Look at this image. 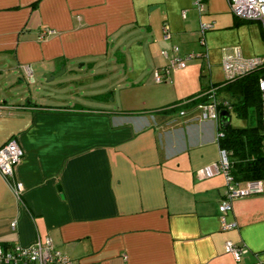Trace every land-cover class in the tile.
Instances as JSON below:
<instances>
[{
	"label": "crops",
	"instance_id": "obj_1",
	"mask_svg": "<svg viewBox=\"0 0 264 264\" xmlns=\"http://www.w3.org/2000/svg\"><path fill=\"white\" fill-rule=\"evenodd\" d=\"M192 1L0 0V146L23 148L19 194L0 173V245L48 235L71 264H264V190L232 198L224 229L226 176L195 174L219 159V120L163 109L198 90L176 92L186 65L153 79L173 44H202L201 21L231 17L227 0Z\"/></svg>",
	"mask_w": 264,
	"mask_h": 264
},
{
	"label": "built area",
	"instance_id": "obj_2",
	"mask_svg": "<svg viewBox=\"0 0 264 264\" xmlns=\"http://www.w3.org/2000/svg\"><path fill=\"white\" fill-rule=\"evenodd\" d=\"M206 0H193L192 4L196 10L201 13L204 11L206 5ZM229 4V9L238 19L245 20H258L261 24V29L264 37V0H227ZM184 13V11H183ZM214 25V21H201L199 24L200 41L203 43L202 36L208 28ZM54 29L48 26L42 28L38 37L40 39L45 38L47 34L53 33ZM170 32L167 31V26L163 27V37L168 38ZM172 54L168 63L164 66H158L153 71L154 81H162L168 78L170 67L182 68L188 61L194 59L195 57L207 58L208 54L203 51H188L182 55H179V46L174 44L171 47ZM163 56L168 57V52L166 49L160 50ZM224 55L220 61L222 66L224 77L228 81H232L238 76L244 75L249 71L258 68V88L260 89V112L262 125H264V55H255L253 57L244 56L241 52L239 46L233 47L230 51L226 50L223 52ZM26 70L29 72V68ZM201 95H206V100H199L196 102L195 108L198 110V118L202 119H213L218 121L219 118V105L223 103L224 105L230 106L228 100H218L216 96V87L210 86ZM198 97V95L196 96ZM189 99H184L181 105L188 102ZM181 115L185 113V107L181 108L179 111ZM223 131L217 130L215 139L219 140L222 137ZM219 159L216 161H211V163L200 166L195 174L198 178L211 177L215 173H223L226 176V184L222 201L218 205L220 212V221L224 229L230 228L235 225L233 222L225 221V214L228 209L231 208L232 198H237V196L249 195V193H261L264 190L262 179H248L240 184V181L235 180L233 175L230 174V161L229 152L222 146H219ZM23 155V148L19 145L17 139L9 138L0 146V173L12 184L15 194L20 193L21 186L13 180L14 167L16 163L20 161ZM15 221L12 222L14 226ZM225 251L232 253L236 260H239L241 254L245 251L242 245L235 244L230 239H226L224 243ZM36 263V264H71L72 260L68 255H65L60 249L52 244V239L50 236H45L43 239L37 238L30 244H13L4 248L0 245V264H26V263ZM253 264H263L261 261H255Z\"/></svg>",
	"mask_w": 264,
	"mask_h": 264
},
{
	"label": "trees",
	"instance_id": "obj_3",
	"mask_svg": "<svg viewBox=\"0 0 264 264\" xmlns=\"http://www.w3.org/2000/svg\"><path fill=\"white\" fill-rule=\"evenodd\" d=\"M242 20L245 19L240 20L236 18L234 24ZM207 30H205V32ZM205 32L202 39H204ZM203 52L207 53V49L203 50ZM208 58L209 55L205 59L206 64ZM259 71L258 68H255L252 71L244 73V75L232 79V81L223 79L218 82H212L196 90L195 93L174 100L169 103V105L163 107V109L170 111L180 110L183 106L195 104L199 100H206L207 96L201 94L210 86L216 87V95L220 92V89L226 90L231 97L233 95L235 99L232 100V102L228 101L230 106L220 103L218 106L219 110L224 107L227 108L229 112L230 108H232L235 114L241 117L250 116L252 120L250 125L243 127L232 126L230 123H228L226 127L218 126L219 129L223 131L222 137L218 138V144L220 147L224 146L229 152V161L231 163L229 172L233 175L234 179L238 181H247L248 179H262L264 181V125H262L260 112L261 100L260 89L258 88ZM197 95L198 97H196ZM184 99H189V103L181 105ZM250 107L253 109V113L249 112ZM2 246H4V248L8 247L4 244H2Z\"/></svg>",
	"mask_w": 264,
	"mask_h": 264
},
{
	"label": "rangeland",
	"instance_id": "obj_4",
	"mask_svg": "<svg viewBox=\"0 0 264 264\" xmlns=\"http://www.w3.org/2000/svg\"><path fill=\"white\" fill-rule=\"evenodd\" d=\"M230 19L224 24L216 22L212 29H208L205 32L203 44H193L189 51L196 52L198 50L207 49L209 55L207 64L204 58L195 57L192 61H189L185 68L173 69L171 72L172 80L176 82L177 91L180 92L181 84H193V86L184 87L183 90H190L189 88H201L205 87L212 82L225 79L220 61L224 55V51H230L233 47L239 46L244 56L253 57L255 55H264V39L261 32V24L258 20H242L241 22L234 24L236 17L230 11ZM206 21V20H205ZM198 42L200 37H196ZM177 76H173L174 74ZM176 79V80H175ZM192 81L194 83H192ZM195 88V89H196ZM192 90V89H191ZM222 92L226 90L220 89ZM182 93V92H181ZM228 94V93H227ZM183 97L186 94H179ZM230 95V94H229ZM219 96V95H218ZM232 100L235 97L232 95ZM232 102V101H231ZM249 112L253 113V109L250 107ZM230 124L232 126H246L250 125L252 118L250 116L241 117L235 114V111L230 109ZM264 184V183H263Z\"/></svg>",
	"mask_w": 264,
	"mask_h": 264
},
{
	"label": "water",
	"instance_id": "obj_5",
	"mask_svg": "<svg viewBox=\"0 0 264 264\" xmlns=\"http://www.w3.org/2000/svg\"><path fill=\"white\" fill-rule=\"evenodd\" d=\"M44 77L46 78L47 75H45ZM218 114H219L220 126L226 127V125L230 121V114H229L228 110L226 108H221V110L218 112Z\"/></svg>",
	"mask_w": 264,
	"mask_h": 264
},
{
	"label": "clouds",
	"instance_id": "obj_6",
	"mask_svg": "<svg viewBox=\"0 0 264 264\" xmlns=\"http://www.w3.org/2000/svg\"><path fill=\"white\" fill-rule=\"evenodd\" d=\"M223 108H224V107H223ZM226 109H227V108H226ZM220 110H221V109H220ZM220 110H219V111H220ZM219 111H218V112H219ZM218 120H219V118H218Z\"/></svg>",
	"mask_w": 264,
	"mask_h": 264
}]
</instances>
